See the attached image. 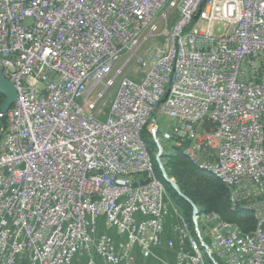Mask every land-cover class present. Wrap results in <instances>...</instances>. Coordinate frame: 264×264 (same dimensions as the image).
Here are the masks:
<instances>
[{
  "label": "built area",
  "instance_id": "2783aa9c",
  "mask_svg": "<svg viewBox=\"0 0 264 264\" xmlns=\"http://www.w3.org/2000/svg\"><path fill=\"white\" fill-rule=\"evenodd\" d=\"M135 52L136 80L115 67ZM0 70L16 90L0 129V264H95L90 249L117 264L135 246L148 259L170 216L172 264H201L137 145L155 114L193 164L221 168L231 206L256 209L246 235L210 212L228 260L264 264V0H0ZM99 218L124 236L122 257Z\"/></svg>",
  "mask_w": 264,
  "mask_h": 264
},
{
  "label": "trees",
  "instance_id": "16d2710c",
  "mask_svg": "<svg viewBox=\"0 0 264 264\" xmlns=\"http://www.w3.org/2000/svg\"><path fill=\"white\" fill-rule=\"evenodd\" d=\"M3 101L4 96L0 94V105ZM4 123L5 118L0 119V129L1 125L4 126ZM144 143L149 149L157 180L165 188V191L170 194L174 205L180 211L187 227H189L191 235L197 240L195 227H193L192 222V207L180 198L172 187L164 181L155 161L157 147H155L151 137L146 139V141L144 140ZM161 163L168 178L174 180L180 192L197 207L201 214L215 212L221 222H226V224L233 226L244 235L254 230L255 221L252 213L237 206H231L228 201V189L222 185L217 177L193 164L184 155L183 146L174 144L166 147L162 153ZM203 241L207 242L208 240L205 239Z\"/></svg>",
  "mask_w": 264,
  "mask_h": 264
},
{
  "label": "bare ground",
  "instance_id": "6f19581e",
  "mask_svg": "<svg viewBox=\"0 0 264 264\" xmlns=\"http://www.w3.org/2000/svg\"><path fill=\"white\" fill-rule=\"evenodd\" d=\"M208 20V11H203L200 13V22H204ZM5 79H7V81L10 83V81L8 80V78L5 76V74L3 73ZM149 119V117H145L143 120H141V122L137 125V145L138 148H141L143 151V157H144V162H145V168H146V174L150 177L152 183L155 186H158L162 192L165 195V203L167 204V207H170L171 210L174 212L175 216H179V225L181 227L184 228L185 230V241L188 242L189 246L192 248L193 250V255H195L196 260L198 261V263L201 264H236L235 262H231L230 260H228V258L225 255L224 252V247L220 242L219 236L216 233V229L210 225H208V217L210 216V212L208 214H201L200 216L197 217V219L199 218V221H201V219L205 222L206 226L208 227L207 230V242L203 241L205 240V238L201 237V235L198 232V228L196 227L197 225V219L196 222H193V227H195V233H196V239L195 240L193 238V236L191 235V232L189 230V227H187L186 223L184 222V219L182 218L180 212L178 211V209L176 207H174L168 200H167V195H166V191L165 188L161 185V183L157 180L155 173H154V167L152 166V160H151V156H150V152L148 147H146L144 140L142 139L141 135L145 130V126L147 123V120ZM154 144H158L157 140L154 138V136L152 137ZM159 145V144H158ZM183 153L186 157H188L190 160H192V153L190 149L187 150H183ZM195 165L199 166V168L201 170L204 171H208L209 173H211L213 176L217 177L220 182L222 183L223 186H226V176L223 173V171L221 170V168L215 166V165H210V164H201V163H194ZM168 201V202H167ZM170 205H169V204ZM239 208L244 209L245 211H250L252 213V216L254 218L255 221V228L254 229H259V225H258V215L256 212V209L253 207H248V206H237ZM214 222H221V220L219 219V216L217 214H214ZM230 226V231L237 234V235H244L241 234L238 230H236L233 226ZM250 233H254V230L251 231ZM19 264H39L37 263V261L35 260H28V261H24V262H19Z\"/></svg>",
  "mask_w": 264,
  "mask_h": 264
},
{
  "label": "rangeland",
  "instance_id": "374dc122",
  "mask_svg": "<svg viewBox=\"0 0 264 264\" xmlns=\"http://www.w3.org/2000/svg\"><path fill=\"white\" fill-rule=\"evenodd\" d=\"M165 10H166V8L163 7V9H161L158 12V14L154 17V20L153 21L154 22H157L158 19H159V17H160V15H161V13H163ZM174 18H175V14L171 11L170 14H169V18L166 21V26L167 27H170V25L174 22ZM160 27H161L160 28V32H161L163 30V27H165L164 23H163V25L160 24ZM220 30H221V27L220 26H217L216 29H215V31L218 32V33H219ZM158 37L159 36H157L156 38H158ZM159 42L163 44L164 43V39H162V38L159 39ZM142 50H143V48L140 49L139 52H141ZM137 52L131 53V54L130 53L124 54L122 56V58L116 63V66H115L116 69H119V68L124 67V69H123L124 76L129 77V78H132V79H135V80L138 79L139 76H140L139 73L137 72V67L135 66V63H134V59L136 58L134 56L135 55L138 56V53ZM103 89L104 88L102 86H99L98 89H97V91H96V93L91 97V100L95 98V96H96V94L98 92L103 91ZM113 91H114L113 89L108 90L105 95H107L109 93H110L109 95H111V93ZM166 124H167V118H165L163 115L155 114L152 117H149V119L147 120L146 126H145L146 128H145L144 132L141 135V137H143L142 139H144L145 141H146V139H150V137H151V139L153 141V138L152 137L154 136V138L157 140L159 146L162 148V153L164 152V149L166 147H170V145H172V137L170 136V133L167 130ZM166 195H167L166 196L167 197V200L174 207H176L174 205L171 197H170V194L168 192H166ZM198 220H199V218L197 219V222H200V223H197V225H196V227L198 228V232H199V234L202 237H204L207 240V238H208L207 237L208 227L206 226L205 222L202 219H201V221H198ZM100 228L107 230V227L105 225V219L104 218L97 219V222H96L97 233H98V231H99ZM92 253L93 252H91V256H92Z\"/></svg>",
  "mask_w": 264,
  "mask_h": 264
},
{
  "label": "crops",
  "instance_id": "0c3cea01",
  "mask_svg": "<svg viewBox=\"0 0 264 264\" xmlns=\"http://www.w3.org/2000/svg\"><path fill=\"white\" fill-rule=\"evenodd\" d=\"M174 222V217L170 216L164 222L165 233L162 238V244L158 247H155L152 250V255L148 259L142 258L141 249L138 246H135L133 250L129 253V256L122 258V260L117 264H172L174 262L176 249L167 247L165 244L166 240L172 239L175 241L176 236L173 232L172 224ZM97 235L109 236L115 249L117 256L122 257V243L124 241V236L120 235L115 229L108 227L107 230L99 229ZM91 253L89 257L94 261L95 264H102L100 258L96 254L95 250L90 249ZM87 261V256L76 257L73 259L71 264H84Z\"/></svg>",
  "mask_w": 264,
  "mask_h": 264
},
{
  "label": "water",
  "instance_id": "95a60500",
  "mask_svg": "<svg viewBox=\"0 0 264 264\" xmlns=\"http://www.w3.org/2000/svg\"><path fill=\"white\" fill-rule=\"evenodd\" d=\"M0 94L4 96V101L0 105V119H4L5 114L8 112V109L10 106L15 102L16 100V90H14L13 86L5 79L4 75L2 74V71L0 70ZM3 128V125H1V129ZM157 147V154L155 156V161L157 166L160 169L161 175L166 183L172 187V189L177 193V195L182 198L186 203H189L190 206L193 209L192 212V220L194 223L196 222V219L198 216L201 215V213L198 211L197 207L193 205V203L187 199L179 190V188L176 186L173 179L168 178L166 175L165 169L162 166L161 163V157H162V148L156 144Z\"/></svg>",
  "mask_w": 264,
  "mask_h": 264
}]
</instances>
